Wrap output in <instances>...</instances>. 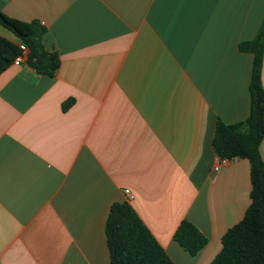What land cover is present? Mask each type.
Wrapping results in <instances>:
<instances>
[{
  "label": "crops",
  "instance_id": "crops-1",
  "mask_svg": "<svg viewBox=\"0 0 264 264\" xmlns=\"http://www.w3.org/2000/svg\"><path fill=\"white\" fill-rule=\"evenodd\" d=\"M0 11L39 21L61 61L54 77L26 59L0 75V264H110L106 221L125 201L174 264H210L251 204L249 162L219 165L213 140L218 122L249 117L254 57L239 44L256 37L264 0H0ZM185 220L208 240L196 256L174 239Z\"/></svg>",
  "mask_w": 264,
  "mask_h": 264
},
{
  "label": "trees",
  "instance_id": "trees-1",
  "mask_svg": "<svg viewBox=\"0 0 264 264\" xmlns=\"http://www.w3.org/2000/svg\"><path fill=\"white\" fill-rule=\"evenodd\" d=\"M0 26L18 39L15 43L0 36V75L22 55L23 44L28 50L27 64L40 75L55 76L60 56L45 47L47 29L39 21H21L0 11ZM239 50L254 57L250 114L237 124L218 122L213 148L220 159L249 162L251 204L244 218L223 236L222 249L210 264H264V159L260 152L264 142V19L256 37L240 43ZM72 105L70 100L63 108ZM105 233L110 264H174L127 201L111 207ZM174 239L192 256L208 244L207 238L186 220L179 225Z\"/></svg>",
  "mask_w": 264,
  "mask_h": 264
},
{
  "label": "built area",
  "instance_id": "built-area-1",
  "mask_svg": "<svg viewBox=\"0 0 264 264\" xmlns=\"http://www.w3.org/2000/svg\"><path fill=\"white\" fill-rule=\"evenodd\" d=\"M20 49L22 51V55H20L19 57H17L14 60V63H13L14 65H20L23 62V60L26 59V55H27V51H28L27 47L25 45L21 44L20 45ZM227 162H228V160L221 159L219 165L220 164L222 165V164L227 163ZM219 165L216 168V170L219 168ZM125 194H126L128 200H132L133 199V195L131 194V192L129 190H126Z\"/></svg>",
  "mask_w": 264,
  "mask_h": 264
}]
</instances>
